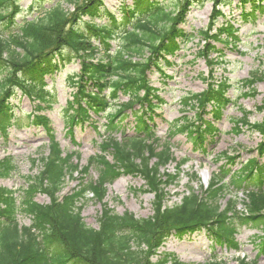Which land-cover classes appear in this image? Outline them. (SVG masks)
I'll return each instance as SVG.
<instances>
[{"label": "trees", "instance_id": "16d2710c", "mask_svg": "<svg viewBox=\"0 0 264 264\" xmlns=\"http://www.w3.org/2000/svg\"><path fill=\"white\" fill-rule=\"evenodd\" d=\"M32 1L33 4L54 3L41 8L36 18L18 23L16 16L21 9L17 1L0 0V133L11 117L8 98L17 90L35 103L37 111L42 110L41 104L49 103L43 77L55 74L72 60L78 62L79 70L72 84L76 91L70 104L71 113L66 116L70 127L78 122L92 121L91 114H102L110 100H117L120 94L128 96L129 101L105 114L107 136L101 139V154L91 158L87 166L80 169L72 161L71 154L63 156L50 136L49 153L39 160L40 170L24 177L21 199L17 200L14 191L0 188V264H185L171 255L153 261L168 236L182 239L203 234L214 246L236 250L239 229L246 226L262 231L257 236L256 246L264 253V165H259L255 158L250 159L229 177L231 184L247 190L242 212L237 209L235 198L228 199L223 207L220 203L228 195L227 186L222 184L229 173L226 163L231 165L234 161V157L225 153L226 163L219 167L206 189L196 190L190 186L178 204L168 206L167 189L177 184L184 162L176 164L175 173L166 172L168 164L174 162L170 147H159L146 133L152 119L145 117L143 105L151 112L152 101L161 102L153 96L147 75L152 68L160 71L169 65L165 56L180 51L181 45L190 41L192 36L181 26L192 8L211 2L212 26L221 15L217 8L230 5V0H131V5H123V0L117 8L121 14L119 18L107 12L104 0ZM69 5L71 10L67 8ZM247 5L249 13L244 9ZM238 7L240 19L255 18L256 12L258 15L264 13V0H239ZM104 17L106 23L98 26L95 21ZM199 34L206 43L197 55L206 60L207 66L214 63L209 55L217 52L207 39L225 44L235 40V32L229 24L222 25L212 36L204 32ZM221 34H225L224 38ZM116 41L119 43L112 46L110 42ZM133 56L141 58L135 61ZM27 75L38 77L39 81L28 82L24 78ZM258 79L253 75L243 83L252 89ZM228 87L224 78L218 85L211 84L192 97L198 119L186 121L181 132L188 130L187 135L195 148L205 152L207 138L212 141L218 136L212 123L221 120L230 104L226 94ZM136 103H143L134 112L136 136L128 140L122 138L119 142L112 137L123 129L121 119L117 121V118L123 117L124 111L131 110ZM206 115L210 116V121L204 120ZM32 116L46 123L44 117ZM241 117L232 122L234 133L239 134L245 127L264 135V119L250 124L247 112ZM196 121L201 123L194 124L198 123ZM257 153H264V140ZM92 165L97 170V179L87 180ZM12 169L9 158L0 161V178ZM75 173L80 174L77 189L62 194L66 181L75 179ZM121 176L142 179L144 189L141 191L153 196L151 216L137 219L127 212L118 215L103 202L107 186ZM189 181L195 182L196 177L192 176ZM37 195H45L48 204L37 203ZM88 195L101 205L97 229L87 227L81 217L82 201ZM18 213L31 219L30 226H19ZM196 264L225 263L213 259ZM236 264L256 262L237 258Z\"/></svg>", "mask_w": 264, "mask_h": 264}, {"label": "rangeland", "instance_id": "374dc122", "mask_svg": "<svg viewBox=\"0 0 264 264\" xmlns=\"http://www.w3.org/2000/svg\"><path fill=\"white\" fill-rule=\"evenodd\" d=\"M20 13L16 16L18 23L36 18L41 13V8H48L53 5L49 3L33 4L32 0H16ZM57 1V0H54ZM105 8L116 17L121 14L118 9L123 0H104ZM239 0H230V5L220 6L219 10L223 17L215 19L213 28H209V19L212 12V4L207 2L203 7H194L187 14L185 23L181 28L192 36L187 44L181 45V50L168 56L166 60L170 63L160 71L151 69L149 74L150 86L154 90L162 103H152L155 107L152 115V129L155 137L159 138V147L169 144L175 163L187 160L181 167L179 179L176 185L168 188L170 194L167 205L172 206L179 203L182 194L192 186L194 189H205L213 173L218 172V168L226 163L222 157L224 152L234 157L233 163H226L229 171L224 182H228L229 175L238 171L241 166L252 157H255L259 164H264V154L259 156L256 152L257 145L261 142V137L243 128L239 134L232 131L234 120L241 116L242 111L249 114V122H260L264 118V13L253 17L240 19L241 9L238 7ZM123 5H131V0H125ZM33 6V8H32ZM66 6V5H65ZM71 5L67 6L71 9ZM246 13H249V5L245 6ZM107 18L104 17L96 23L104 25ZM223 24L233 26L235 40L230 44L224 42L211 41L217 52L210 55L214 61L211 67H207L206 60L198 57L197 53L206 40L199 34L208 32V36L215 34L216 30ZM1 30V28H0ZM225 34H221L224 38ZM208 42V41H207ZM113 46L116 43H112ZM97 45V44H95ZM146 57V55L144 56ZM141 56H133L135 61ZM217 62V63H215ZM79 66L76 62L66 64L59 72L49 77H43L44 88L51 99L50 108H45L39 115L43 116L47 122L42 125L34 122L30 115L35 110L34 105L19 92L14 93L11 99V108L14 110L11 120L4 123V134H0V161L5 158L10 159L13 169L7 176L0 178V188L14 191L17 200L21 199L20 189L25 187L24 177L34 175L40 170V163L33 161L47 156L49 150L46 146L53 134L54 142L59 143L61 150L66 154H73L72 161L78 163L79 168L85 167L91 158L99 156L100 136L104 134L101 127L105 123L104 116L94 117L97 123L76 124L71 132L68 127V120L65 117L68 111V104L73 98L76 87L72 85L71 79L77 72ZM257 75L260 79L252 89H249L242 82L250 76ZM211 77L213 79H211ZM226 79L229 84L227 96L232 101L224 111L222 119L215 123L219 135L212 143H208L205 153L193 149L185 132H175L170 130V125L179 127L183 123V117L192 119L195 111L190 107V101L185 99L194 94L204 91L208 84ZM26 80L37 82L38 77L25 76ZM127 97L121 96L119 103L127 101ZM156 102V101H155ZM189 103V104H188ZM112 106L118 104L111 102ZM140 103L134 105L138 110ZM261 107V110L259 108ZM112 109V108H111ZM129 114V111L126 112ZM134 114H131L124 122V134L131 137L136 132L133 126ZM206 119H209L206 117ZM44 126V129H43ZM94 127L99 129L96 131ZM46 129H49V134ZM120 138V136H119ZM264 138V137H263ZM101 154V153H100ZM221 158V159H220ZM110 160V157L108 156ZM220 159V160H219ZM175 163L166 167V172L175 173ZM196 174L198 181L190 183L189 177ZM97 170L93 167L86 175L87 180L97 179ZM80 174L75 173L73 180L65 183L64 193L77 189ZM144 182L139 177L121 176L107 188L105 203L116 214L131 213L136 218H147L151 216V194L144 193ZM232 187H230L231 189ZM236 198L238 210L243 211L242 205L245 202L243 189L232 190L230 195L222 198L220 203L224 206L227 199ZM35 201L39 204H48L49 200L44 195H37ZM83 202L82 218L85 224L91 228L98 227V218L101 212L100 204L91 197L86 196ZM16 221L21 227H28L31 219L23 214H16ZM262 231L246 226L239 229L237 235L238 248L228 249L225 247H215L203 234L192 235L178 239L169 237L157 255L171 254L178 261L185 264L204 263L216 259L226 264H236L237 258H245L247 261L256 260V264H264V253L257 248V236ZM157 259V258H156ZM169 264V263H168Z\"/></svg>", "mask_w": 264, "mask_h": 264}]
</instances>
